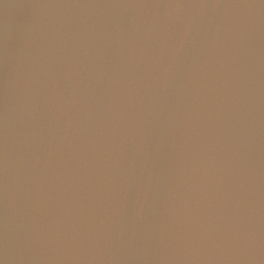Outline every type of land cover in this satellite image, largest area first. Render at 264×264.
<instances>
[{
  "label": "water",
  "instance_id": "1",
  "mask_svg": "<svg viewBox=\"0 0 264 264\" xmlns=\"http://www.w3.org/2000/svg\"><path fill=\"white\" fill-rule=\"evenodd\" d=\"M0 264H264V0H0Z\"/></svg>",
  "mask_w": 264,
  "mask_h": 264
}]
</instances>
